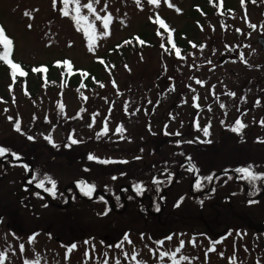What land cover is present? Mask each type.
Listing matches in <instances>:
<instances>
[{"label":"rangeland","instance_id":"374dc122","mask_svg":"<svg viewBox=\"0 0 264 264\" xmlns=\"http://www.w3.org/2000/svg\"><path fill=\"white\" fill-rule=\"evenodd\" d=\"M88 2L80 0L84 15L88 13L82 6ZM225 2L233 10H217L215 4L209 7L207 0H161L159 5H151L147 0H139V3L137 0H98L94 4L97 13L111 14L110 34L101 35L94 50L89 52L83 32L77 31L70 17L61 15L60 0L56 7L53 0H0V26L13 40L12 60L23 64H49L64 59L73 67L90 73L83 82L84 87L65 86L66 79L63 81L58 70L63 65H56L52 77L62 81L64 86L38 83L29 94L20 86L11 85L10 69L0 63V143L10 150L9 156L15 153L20 160L28 159L24 156L31 148L29 136L36 143L48 142L59 145L60 149L76 148L79 142L87 148L92 145L90 155L110 161L108 164L113 171L110 167L101 170L94 160L90 164L84 162L89 156L87 151H80L83 148H77L74 155H63L66 158L60 157L59 151H53L51 154L60 158L54 161L53 173L47 175L43 165L38 164L36 176L55 180L62 193L71 184L70 180L78 176L87 185H94L108 195L115 192L118 183L132 185L134 189L139 184L143 189L140 195L149 193L150 181L146 184L142 181L160 178L161 182L168 183L182 159L194 164L201 186L208 181L203 178L223 172L216 177L212 193L194 198L184 190L190 171L180 170L175 187L168 193L166 216L162 215L159 220L143 212L147 210L144 201L140 202V215L135 218L131 211L120 214L106 211L101 197L86 204L77 199L67 206L68 210L52 208L49 213L45 210L39 222L45 225L48 220L53 221L56 240L45 239L32 231L37 225L35 221L23 225L15 221L12 228L11 219L3 216H10L12 211L6 206L8 199L2 197L0 251L7 257L4 264H24L37 254L41 264H100L105 253L109 264H115L117 259L120 264H132L130 259L124 258L121 249L115 247L125 233L131 243L124 242L123 252L131 254L135 250L138 259L145 264H170L167 258L159 257L157 249L174 252L180 241H184V247L177 256L189 258L181 264H230L232 257L235 264H264V198L258 203L241 202L238 197L237 200L234 190L238 188L230 183V174L224 173L248 165H253L255 172L264 173V135L251 133L246 138L250 145L238 141L242 136L232 131L235 120L231 103L232 97L233 102H237L251 91L254 95L253 89L242 88L241 92V85H246L237 81H250L251 73L255 81L259 76L264 78V54L260 46L255 41L242 39V36L237 40L234 36L236 30L244 33L246 24L251 23L256 27L262 24L260 31L264 34V0ZM203 9L211 12L205 13ZM26 12L30 15H25ZM157 17L165 22L167 29L154 22ZM163 30L171 34L180 50L179 56L168 43L169 35L163 39ZM96 31L103 32L99 21ZM132 35H140L148 43L139 36L144 43L134 51L128 49L131 46L128 43L118 50L113 48ZM231 53L239 56L220 62V57L228 58L227 54ZM256 65L260 67L255 69ZM81 79L79 76L78 80ZM253 88L256 87L253 85ZM207 100L212 104L202 113L201 103ZM59 104H63V111ZM219 105L221 111L216 109ZM167 113L172 120L167 121ZM16 121H19L20 131L15 128ZM105 122L108 132L98 136ZM118 126L123 127V133L116 131ZM204 127L208 128L207 135L202 131ZM165 130L171 136L165 135ZM69 137L77 143H71ZM90 138L94 141L101 138L103 143L97 147L92 141L85 144ZM150 142L156 143L154 154L149 153ZM132 157L134 161L130 164H116ZM46 160L47 157L42 161ZM196 184L197 181L195 190L198 189ZM226 197L230 199L229 208L222 209L218 204ZM60 199L62 203L67 202L62 196ZM30 202V210L43 211V202ZM16 210L13 209L19 212ZM56 215L59 220L55 219ZM213 216L215 220L209 223ZM24 218L30 219L27 215ZM33 236L35 239L29 243V237ZM169 236L172 239L166 240ZM161 240L164 243L157 245L156 241ZM217 240L220 243H211ZM73 244L77 247L66 259L67 248ZM210 247L215 251H207Z\"/></svg>","mask_w":264,"mask_h":264},{"label":"flooded vegetation","instance_id":"af4514ba","mask_svg":"<svg viewBox=\"0 0 264 264\" xmlns=\"http://www.w3.org/2000/svg\"><path fill=\"white\" fill-rule=\"evenodd\" d=\"M253 26H255L254 23L246 24L245 27H246L247 32L245 31L244 33H240V31L236 30L234 33L235 34L234 36L237 40L241 39L239 36H242V39L255 41L257 43V45L260 46L262 53L264 54L263 45L261 43V41H262L261 39H264V34L260 31V29L262 28V24H258V27H256V26L253 27ZM249 31H250V33H249ZM255 31H257V32L255 33ZM235 48L238 52H240V48L238 45H236ZM227 55H228V58H223V57L221 58L220 57L219 58L220 62H222L225 59H227V60L229 58L234 59V58L239 56V55H236V53H231V55H229V54H227ZM254 67H255V69H258L260 67V65H256ZM250 69L252 70L251 67H250ZM249 76L251 79L250 81H247V82L246 81L245 82L237 81V84L246 85V86L241 85V87H240L241 92H243L242 88L253 89L254 95H253V91H251L248 94V96H245L244 99L241 97L240 99H238L237 102H233V97H232V102H231L232 103V110L234 113V120L236 121L237 119H239L243 123V125H245V127L243 129H241V131H240V136H242V138H239L238 141L245 142L248 145H250L251 142L246 138L249 137L251 135V133L254 135H257V136L264 135V123H262V122H264V78H261L259 76V77L255 78V79H257L255 81L252 78V73L249 74ZM195 81H197V80L195 79ZM252 81H255V82H253V85L256 88H253V85H251ZM236 88H238V87H234V89H236ZM226 102H228V101H226ZM223 103L224 102H221V104H223ZM201 104L203 105V108L200 112L204 113V111H206L212 103L210 100H207L205 102L203 101ZM220 105L216 108L219 111H221ZM167 114H166L167 121H169L170 118L172 120L171 115L169 113H167ZM186 121H189V119H186ZM258 123L262 124V126H259ZM166 128L168 130L169 126H167ZM167 130H165V133H166L165 135L171 136V134L168 133ZM176 135L179 136L182 134L177 133ZM0 146H1V143H0ZM30 146H31V148L30 149L28 148L27 156H24V157H27L28 159H24L23 162L13 161L8 156V154L5 157L0 158V166H1V168H0V198H1V200H2V197H6L8 199V201H6V206L12 211L10 216H6L4 214H3V216L7 217L8 219H11L10 224H13L12 228H15V225H14L15 221H16V223H17V221H20L19 222L20 225H23L24 222L26 224L29 221H35L37 223V225L35 226V229H33L32 231H35L38 234L43 235V237L45 239L52 238V239L56 240L58 237L56 235V230L53 226V221L49 222V220H48L47 224H45V225H42L39 222V219L42 217L44 211L47 210V213H49L52 210V208H57L60 210H68V207L70 206V204L72 202H74L76 200V198H78L84 204L90 202L91 200L86 198L85 195L81 194V191L77 187V183H76L77 180L84 182V180L81 176L76 177L74 180H70L71 184L67 188L63 189V193L61 192V189L59 187V183L56 182L55 180L54 181L56 182V187H55V194L54 195L49 193V192L44 191V189H42V188H38L36 186V183L39 182L44 177H37L36 176V170H35L36 165H38V164L43 165L44 169L48 172L47 175H49V172L53 173V170L56 168L54 161H57L60 159V158L56 159L57 157L55 155H52L51 153L53 151H55V152L59 151V156L63 157V158H66V157H64L62 155H66V154L61 155L62 151L60 149V146L58 145L56 147L55 145L48 143V142L47 143H45V142L36 143V142L32 141L30 143ZM80 146H83V145H80ZM149 147H150L149 153L150 154H152V152L155 153L156 143L152 144L150 142ZM93 148L94 147H90V148L86 147L85 149L80 150V151L85 152V153L87 151L88 156H89L90 151ZM77 151L78 150H74L72 152V154L73 155L76 154ZM46 157H47V160L42 161ZM92 160L97 161L99 163L98 165L101 167V170H103V168H105V167L110 166V164H108V163H101L100 162L101 160H98L97 158L92 159ZM92 160L88 159V161H84V162H87L90 164L92 162ZM133 161H134V158L132 157L131 159H128L126 161H119V163H116V164L117 165L122 164V163L130 164ZM183 161H185L186 164L191 162L190 160H187V159L180 160V162H178V165L180 166V170H182L186 166L185 164H181ZM8 164H10L12 167L8 166ZM29 164H31V173H30V176L28 178H26V175H28V173H29V168H28ZM152 165L153 164H151V166ZM230 175L233 176L230 178V180L233 183H237V184L244 186L243 189L245 188V186H247V188H248L247 192H249V183L247 181L241 180L238 177L235 179V177H236V176L234 177V175H236L235 172L231 173ZM1 177H4V178H1ZM34 177H35V180L33 179ZM214 182H215V180H214ZM84 183L87 184V182H84ZM260 184L264 188V184L262 182H260ZM45 187L51 188V184H48L47 182H45ZM202 190H204V189H202ZM94 191H95V193H97L95 199L102 197V198L106 199L107 202L109 201L108 204L110 205V200L105 198L102 194L98 193L100 191H98L97 188H95ZM168 193H169V191H167L166 194L161 198H163V200L166 199V196L168 195ZM193 193H196V194L200 193V190H198V189L195 190L194 185H193ZM146 194H148V195H146ZM160 194H161V192L156 191L154 188H150L149 193H145V194L140 195L137 192H135L134 186L119 183L117 191L115 190V192L113 194H111L112 199H113V207H114L113 212L116 214H119L118 213L119 210H121L123 208L125 210L124 212L131 211L133 213V216L135 218H137L140 215V212H139L140 202L147 199L148 200L147 207H148L149 212L152 214L151 216L156 217L159 220L161 218V216L164 214L163 213L164 210H162L161 211L162 213L159 216L156 215L157 211L159 210V209L157 210L156 204H157V202L160 201V196H159ZM61 196L63 197L62 200H67L66 203H62L60 201ZM249 197H251V196H249ZM104 199H103V201L106 202V200H104ZM30 201L43 202V204L41 205V209H43V211L39 212L33 208L30 210L29 205H30V203H32ZM13 209H17L16 211H19V212H14ZM24 215L29 216L30 219L28 221L24 220V219H26V218H24ZM20 216L22 217L21 219H20ZM164 216H166V215H164ZM71 217L73 218V215H71ZM55 219L59 220V217L57 216V217H55Z\"/></svg>","mask_w":264,"mask_h":264},{"label":"snow or ice","instance_id":"6c2138e0","mask_svg":"<svg viewBox=\"0 0 264 264\" xmlns=\"http://www.w3.org/2000/svg\"><path fill=\"white\" fill-rule=\"evenodd\" d=\"M60 2L62 3L63 7L60 8V12L61 15L66 16V17H70L74 23V26L76 27L77 31H82L85 39L87 41V47L89 52H92L94 50V47L96 45V41L97 39L102 35L104 37H107L110 33H109V26L112 20L111 14H106V15H99L94 7V4L98 2V0H89L88 3L83 4V9L87 10L88 15H84L82 14V10H81V6H80V0H60ZM147 2L151 5H159L161 0H147ZM211 2V0H210ZM137 3H139V0H137ZM57 4V0H53V7H56ZM75 5L74 7L70 8L69 5ZM172 5L169 4V7H171ZM223 6V0H220V7ZM177 11H179V9H177ZM25 15H30V13H25ZM151 19V18H150ZM99 21L102 25L103 28V32L102 33H98L96 31V22ZM155 23H158L160 25L161 28H166L167 29V25L165 24V22L157 17L156 20L154 21ZM29 28H31V25L28 26ZM255 27V26H253ZM172 30L169 29V33H171ZM239 31V30H237ZM159 34V33H158ZM125 43H129L128 41H126ZM139 43L143 44L144 41H139ZM168 43H170L172 45V48L176 49V55L179 56L180 55V50L176 47L175 43H173L172 41V36L171 34H169L168 36ZM0 46H2V51H0V63H3L4 65L8 66L10 69V75L13 79V82L16 81L17 77H23L26 76L27 73L23 70V67L21 64L14 62L11 59V54H12V50H13V40L11 38H9L6 35L5 29L0 26ZM163 47V45H162ZM202 47V46H201ZM241 59L243 60V54H241ZM101 63H103V61H100ZM57 66H60L61 62L57 61ZM63 65H65L67 67L68 72L72 71V65L71 62L68 60H64ZM33 72H40V73H45L47 71L46 67L44 66H40L39 68H33L32 69ZM82 76H87L88 74L86 72L81 73ZM197 83H201L200 81H197ZM103 87V85H101ZM81 87H84L83 83L81 84ZM10 90H11V86H10ZM229 95H234V93H229ZM196 100V98L194 97V101ZM58 107L60 108L61 111H63V104H59ZM221 107H224V105H221ZM11 119V118H10ZM264 123V122H262ZM89 127H91V125H89ZM245 127V125H243V123L237 119L235 121V126L232 128V131L234 132H240L241 129H243ZM15 128L17 131H20V124L19 121L15 122ZM116 131L118 133H123L124 129L122 126H118L116 128ZM202 131L204 132L205 135L208 134V128L204 127L202 129ZM108 132V127H107V123L105 122L102 130L100 133H98V136L104 135ZM29 139H32V137H28ZM49 142H51V138L48 137ZM69 140L71 143H77V141L75 139H72L71 137H69ZM10 153L9 149H6L2 146H0V158L5 157L7 154ZM11 155L16 158L19 159L18 155L15 153H11ZM90 160L92 159H96L95 157L89 155L88 157ZM101 163H109L110 161L104 160V161H100ZM253 165H248L246 167H239L235 169V172L239 174V178L243 179L245 181H247L250 185L255 186L256 183L262 182L264 183V173H257L253 170ZM190 171L194 170V169H189ZM35 180V177L33 178ZM113 179H115V177H113ZM203 179L206 180H212L213 177L209 176V177H205ZM45 182H47L48 184H51V188H46L45 187ZM154 183H158V181L155 180L154 178ZM36 186L38 188H42L44 189V191L49 192L51 194H55V187H56V182L54 180H52L50 177L45 176L43 179H41L39 182L36 183ZM201 186L200 181L197 180V184L196 187L199 188ZM78 187L80 189V191L82 192L83 195L91 197L94 190H95V186L94 185H87L84 182H79L78 183ZM135 190L136 192L139 194L142 192V186L141 185H136L135 186ZM102 199V198H101ZM255 201H249V203H254ZM239 234V233H237ZM35 239V237H29V243L33 242V240ZM141 239H143V234H141ZM166 240H171L172 237H166ZM127 241L128 243H131L129 236L127 233L124 234L123 239L117 243L115 245L116 248L121 249L122 254L124 255V258L130 259L132 261V264H145L144 261L139 260L137 253L135 252V250L129 254L126 252H123V245L124 242ZM87 243V241L85 242ZM164 243L163 240L161 241H156L157 245H162ZM189 243H193L194 241H189ZM211 243L213 245L220 243L219 240L217 241H211ZM77 246L75 244L71 245L70 247L67 248L66 254H65V258L67 259L68 253H70L71 251H73ZM184 247V241H180L179 246L175 249L174 252H165V251H159V249H157L158 255L159 257L163 260L164 258H167L170 261V264H181V261H188L189 258L183 255L177 256V253H180L181 249ZM20 250L23 252L24 251V245L21 244L20 245ZM207 251L211 252V251H215L214 247H210ZM85 256H88V253H85ZM105 259L100 262V264H109V260L107 258V253L104 254ZM6 254L3 251H0V264H4L5 260H6ZM24 264H41V260L39 255L37 254L32 260H25ZM115 264H120V260L117 259L115 261ZM230 264H235V257L230 258ZM259 264V262H258Z\"/></svg>","mask_w":264,"mask_h":264},{"label":"trees","instance_id":"16d2710c","mask_svg":"<svg viewBox=\"0 0 264 264\" xmlns=\"http://www.w3.org/2000/svg\"><path fill=\"white\" fill-rule=\"evenodd\" d=\"M209 11V10H208ZM141 37V36H140ZM162 37L164 38H166V35L165 34H163L162 35ZM142 38V37H141ZM142 40H144L143 38H142ZM126 41H128L129 43H128V46H130V44H131V46L128 48L130 51H134L135 49H136V47H140V43H139V37H137V36H130V37H128L127 39H124L123 41H121L120 43H118V44H116L113 48H115L116 50H118L119 48H121L122 46H124V44H125V42ZM145 42L147 41V40H144ZM146 43H148V42H146ZM150 44V43H149ZM118 48V49H117ZM0 51H2V46H0ZM14 61V60H13ZM2 65H4L3 63H1ZM19 64H21L22 65V67H23V70L27 73V75L26 76H23V77H17V79H16V82H13L12 81V83H11V85L14 87V86H20L21 88H23L24 89V91H28L29 92V94H30V91H33L34 89H35V87H36V85L38 84V83H43L44 82V84L45 85H47V84H49V85H47V86H49V87H59L60 85L61 86H64L61 82L62 81H60L59 79H56V78H54V77H52V75H54V73H56L55 72V70H54V68H56V65H57V63L56 62H51V63H49V64H47V67H46V69H47V71L45 72V73H40V72H33V68H39L40 66H43V65H41V64H23L22 62H19ZM61 64L63 65V63L61 62ZM60 64V65H61ZM4 66H6V65H4ZM45 67V66H44ZM9 68V67H8ZM65 65H63V67L61 68L60 67V69H58V70H60V72H61V78H63V80L64 79H66L65 78V76L64 75H66L67 74V71L65 70ZM53 69V71L51 72V70ZM81 71V72H80ZM50 72H51V74H50ZM84 72V70H78L77 68H74L73 69V72L71 73H69L67 76H68V79H66V83H65V86H79V85H81L80 84V82L81 81H84V79L87 77H85V76H82L81 75V73H83ZM50 74V75H49ZM9 75H10V72H9ZM76 75V76H75ZM82 78L81 80H78L79 79V76ZM48 76H49V78H48ZM72 76H74V78L72 77ZM10 77H11V75H10ZM11 80H13L12 79V77H11ZM47 86H45V88L47 87ZM81 88V87H80ZM73 119H76V118H73ZM32 127H34V125H32ZM28 141H30V140H28ZM63 146H66V145H64L63 144ZM67 148H69L68 146H66ZM74 150H76V148H70V149H61V155L62 154H72V152L74 151ZM63 156V155H62ZM191 176H192V174H191ZM231 176V175H230ZM212 177V176H211ZM231 177H233V176H231ZM156 181H158V183H151L150 185H149V187L150 188H154L156 191H157V189H159V188H163L165 185H167L168 183H164V182H161L159 179H157ZM230 183H232V185H234L236 188H238V189H236V190H234L235 191V193H236V195H235V198L238 200V198H240V200L239 201H241V202H245V201H255V202H260V200L261 199H263L264 197L262 196V197H260L259 199H257V200H255L254 198H251V199H249V200H247V199H245L244 197H243V191H244V189L242 188V186L241 185H238V184H235V183H233L232 181L230 182ZM264 184V183H263ZM209 185H210V180H208L202 187H200V188H198V190H200V193H199V195L198 196H200V195H207V194H210V193H212L213 192V190H214V188L216 187V185H214L212 188H211V190L209 191V192H203L202 193V189H207L208 187H209ZM118 186H119V183L116 185V191H117V188H118ZM238 186H240L242 189H240ZM148 187V189L150 190V188ZM188 187H189V185L187 184L185 187H184V190H185V194L186 195H189V196H191V197H194V198H197L198 196H192V195H190L189 194V192L187 191V189H188ZM261 189H262V185L260 184V182L258 181L257 183H256V185L255 186H252V185H250L249 184V192H248V194L249 195H251L252 197L253 196H255V195H257L260 191H261ZM188 193V194H187ZM238 197V198H237ZM230 201V199H227V197H226V199H225V201L221 204H218L222 209H227V208H229V202ZM144 202H148V200L147 199H145L144 200ZM158 204V203H157ZM214 205V204H213ZM212 205V206H213ZM166 206H167V202L165 203V209H166ZM201 207H203V206H201ZM214 210H216V209H214ZM174 212H178V210L177 211H175V210H173ZM147 214V213H146ZM214 216H216V214H214ZM214 216L212 217V219H210V220H208V222L209 223H211V221H214L215 220V218H214Z\"/></svg>","mask_w":264,"mask_h":264},{"label":"water","instance_id":"95a60500","mask_svg":"<svg viewBox=\"0 0 264 264\" xmlns=\"http://www.w3.org/2000/svg\"><path fill=\"white\" fill-rule=\"evenodd\" d=\"M262 41H261V43H262V45H263V49H264V39H261ZM18 161V160H17ZM19 161H23V160H19ZM31 172V166L29 167V173ZM227 172H229V173H233V171L232 170H228ZM178 173L179 172H177L176 173V176H175V178H174V180H173V182L171 183V185L172 184H174L175 183V181H176V178H177V176H178ZM222 172H218V173H216L215 175H214V177H216L217 175H220ZM27 177H29V174L27 175ZM192 190V185H191V187H190V191ZM166 192V189H164V191H163V193H165ZM247 192V189L245 190V193ZM261 193H263V192H261ZM255 198H259V196H256ZM160 212H158V214H159Z\"/></svg>","mask_w":264,"mask_h":264}]
</instances>
